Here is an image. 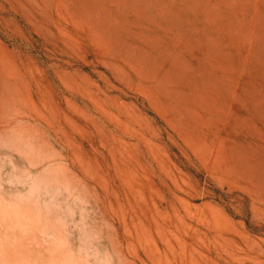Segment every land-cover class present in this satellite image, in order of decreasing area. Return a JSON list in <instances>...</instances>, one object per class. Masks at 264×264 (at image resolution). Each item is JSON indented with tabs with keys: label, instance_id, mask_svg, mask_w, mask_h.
Segmentation results:
<instances>
[{
	"label": "rangeland",
	"instance_id": "obj_1",
	"mask_svg": "<svg viewBox=\"0 0 264 264\" xmlns=\"http://www.w3.org/2000/svg\"><path fill=\"white\" fill-rule=\"evenodd\" d=\"M0 264H264V0H0Z\"/></svg>",
	"mask_w": 264,
	"mask_h": 264
}]
</instances>
